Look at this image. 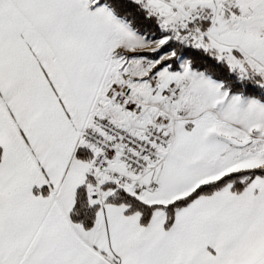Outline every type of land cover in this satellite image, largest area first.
Returning a JSON list of instances; mask_svg holds the SVG:
<instances>
[{"label":"snow or ice","instance_id":"obj_1","mask_svg":"<svg viewBox=\"0 0 264 264\" xmlns=\"http://www.w3.org/2000/svg\"><path fill=\"white\" fill-rule=\"evenodd\" d=\"M0 264H264V0H0Z\"/></svg>","mask_w":264,"mask_h":264}]
</instances>
